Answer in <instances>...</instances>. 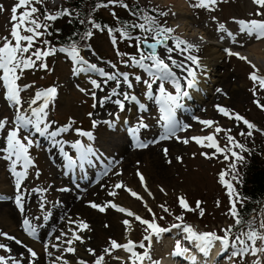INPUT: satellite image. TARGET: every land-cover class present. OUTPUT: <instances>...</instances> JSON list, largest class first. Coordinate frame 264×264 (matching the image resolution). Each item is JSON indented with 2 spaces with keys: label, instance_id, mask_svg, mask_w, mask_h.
I'll list each match as a JSON object with an SVG mask.
<instances>
[{
  "label": "rangeland",
  "instance_id": "374dc122",
  "mask_svg": "<svg viewBox=\"0 0 264 264\" xmlns=\"http://www.w3.org/2000/svg\"><path fill=\"white\" fill-rule=\"evenodd\" d=\"M107 3V0H105ZM130 3L139 4L143 7L156 9L157 12L167 11V16H159L160 23L167 27L175 29L173 35L194 43L199 46V51L194 53L200 58L203 56L201 44L192 41L190 38L183 36L178 30V20L175 19L171 7L169 5L159 4L151 0H126ZM186 4L188 13V21L191 23L193 30L198 32L204 38V43L216 45L219 47L218 55L220 56L217 67L210 72L206 86L200 85L202 91V98L200 103L189 102L193 105L192 108L186 104L183 108L178 109L177 119L183 124L190 125V128L184 132H178L177 135L184 137L206 136L213 132L216 126L225 129H232L231 135L235 136L241 142L239 133L245 131V125L240 121H235L223 116L218 110L217 105L224 106L233 113H238L244 116L247 120L254 123L258 129L264 128V118L261 115V108L254 103V96L251 89L254 87L253 81L249 79V74L253 72V68L245 60L239 59L235 55H229V51L241 50L247 54L252 46L263 45L264 39L257 40L253 36H248L239 31L240 20L248 19H264V17H257L254 13L257 6L253 0H218L214 10H206L204 8H194L192 4L195 0H183ZM63 0H44L43 4H35L39 9L37 16H41V7L48 6L49 8H57L63 6ZM18 4V0H0V5H3V10H0V46L3 44V38L10 36L12 23H10L14 5ZM108 4V3H107ZM119 5L122 3H118ZM115 5H108L106 9L101 10V15L106 18H115ZM26 9L19 8L17 15H20ZM41 23L47 22L45 18H39ZM141 23L140 20L137 21ZM223 26V28H221ZM40 31H44L41 29ZM51 31L48 27L46 34L40 38L32 51L36 48L52 47L57 49L54 55L46 58L44 63L48 68L42 69L38 66L34 69L25 70L19 73L21 79L18 83L23 85H31L21 92L24 108L28 107L27 102L34 97L35 92L46 89L50 86H57L58 94L49 106L48 119L53 121V129L71 124L72 128H80L85 131H91L94 135L93 141H88L87 138L79 136L76 132L70 131L62 134L59 139L64 144V150L76 158L75 149L70 147L71 144L77 140L86 142L97 149L103 157V163L110 167L107 175H102L104 168L101 164L85 165L82 168H76L69 171L66 169V161L63 153L53 146L50 138L40 136L33 132L32 138L35 143L30 147V155L34 161V166L30 167L26 179L22 183V190L25 195V212L21 214L14 203L15 192V178L9 171L10 162L3 159V154H0V195L6 199L0 200L7 209H11L15 226H11L9 222L5 223L0 218V230L7 232L9 235L15 236L29 247H32L39 254L37 264H51L52 257H48L44 251V242L51 239L55 242V237L61 235V231H68L72 225L68 224V218L73 219L79 217L90 225V230L83 231L80 235L84 238V242H76L73 247L76 248V253L71 254L64 252L63 248L60 251L49 248V251L54 252L55 256L63 255V258L68 261V264H77V261L84 260L87 264H94V257L90 255L86 249H95L96 256L103 254L102 250L108 245L109 238L115 239L119 243H126L129 239L134 242H140L143 235H145L143 228L139 222L134 220V217H128L126 214L108 208L106 212H100L89 206V202H95L98 205H103L106 202L114 201L115 203L131 210L144 219L151 220L152 216L145 207L152 209L156 214L158 223L164 227H169L172 223H178L175 217L179 209L178 197H184L189 203L190 207L194 209L192 213L187 211L186 223L192 225L198 232H217L223 235L222 229L231 225L229 216V203L222 200L224 191L222 184L219 182V174L228 167L230 161H225L223 156L218 158L207 159L201 155L202 152L211 154L214 149L201 147L194 141L187 144L177 141L175 138L168 140H160L159 143H148V147L140 149L138 144L131 145L132 129L137 128L139 123L147 124V128H140L136 134L141 141L150 142L158 140L164 134L162 122L159 121V107L154 99H150L146 85L141 81H136L135 76L139 75L144 80L150 79L149 75L138 66L131 63L132 56H139L137 48L134 46L135 39H120L117 33L118 43H112V33L109 34H94L90 45L87 49H81L82 54L90 61L103 67L106 71H113L111 65H116V70L119 72L129 73V78L132 80L134 87L128 89L126 85H122L118 90L128 91L135 96L134 100L125 101L126 111L128 117L124 118L125 123L123 129L119 130L114 125L118 118L114 114H121L125 110H119L118 106L112 102H107L103 106L97 105L93 107L94 100L90 93L95 91L97 97L104 95H111L112 89L116 88L115 82H109L107 85H102V89H95L91 85L92 79H97L102 82L97 73H85L75 75L73 73L74 63L66 53L60 52L61 47L44 46L43 40H46V35ZM231 33V35H229ZM22 35H28L21 29ZM143 37L146 35L143 31L136 29L132 34ZM151 42V41H150ZM14 43V41H13ZM234 43H236L234 45ZM242 45V46H241ZM172 42L169 41V47ZM161 57L167 55L164 48L157 49ZM235 51V52H236ZM261 52L264 55V48ZM171 55L178 61L183 57L178 52H172ZM262 57V56H260ZM127 60L129 63L125 65L123 61ZM212 63V62H211ZM261 64V65H260ZM256 66L259 69L258 75L264 76V64L259 63ZM213 69V68H212ZM211 70V69H210ZM178 76H183L184 73L178 69H174ZM210 75H207L209 77ZM183 83V80L181 81ZM209 91L206 93V90ZM170 92H175V88L171 83L165 85ZM85 89L86 91H81ZM217 89H222V92H217ZM154 94L158 97V88L153 86ZM259 92V99L264 103V91H261L257 85ZM113 99H123L122 97H114ZM191 100V99H190ZM128 109V110H127ZM89 113H92L89 116ZM8 118L10 122L7 129L0 132V147L4 145V135L13 127L15 109L11 106V102L6 101L4 89L0 86V118ZM213 120L218 122L217 125L209 128L200 124L197 120ZM93 121L98 122L97 127H93ZM105 121H112V125L104 123ZM118 129V130H117ZM27 130L21 133V137L26 134ZM221 146L226 143L225 133L221 132L216 137ZM39 145H36L37 140ZM207 143V142H205ZM168 149V154L165 155L163 149ZM124 149L128 151H124ZM130 150L136 152L134 156L130 155ZM237 151H239L237 149ZM125 152V153H124ZM177 157H182V161ZM264 157V155H263ZM168 161H171L169 163ZM18 170H22L18 168ZM138 172L145 177L147 188L146 191L138 177ZM39 173V176H37ZM116 173H121L117 175ZM226 176L225 179H229ZM103 182V183H102ZM127 189H131L143 197V200L133 197L130 192L124 188L118 189L116 196H110L109 193L113 190V185L121 183ZM102 184L95 193H90L91 188ZM94 186V187H93ZM224 187V186H223ZM34 189H45L46 191L36 192ZM61 189H66L61 191ZM161 189H164L162 192ZM66 196L73 201L77 200L83 203L85 214L69 215L66 214L68 210H58L66 208ZM12 197L13 199H7ZM45 202V208L42 211L40 202ZM197 201H201L200 207L197 208ZM219 202V206L217 204ZM160 205H164L169 209V212H164ZM60 207V208H59ZM58 208V209H57ZM258 214L254 217V226L259 225L264 221V208H260ZM58 210V211H57ZM201 210L203 215L201 216ZM1 211V210H0ZM60 211V213H59ZM66 211V212H65ZM185 211V210H184ZM62 215L58 225L53 224V219L56 214ZM2 216V213H0ZM27 216L30 219L41 217L40 220L33 219V223L37 225V233L39 240L28 235L22 228V220ZM48 216L47 220L43 217ZM164 216L165 219H159ZM52 218V219H51ZM124 219L132 221V228L125 230V225L122 223ZM96 220V221H95ZM168 223V224H167ZM109 227H105V225ZM164 224V225H163ZM166 224V225H165ZM52 226V227H51ZM71 236V233H69ZM30 239L32 245H29L27 239ZM181 240L184 246L192 248L187 241L182 239L179 230L173 229L171 233L163 234L157 240L155 237L152 241L151 255L154 259L159 260L160 264H165V259L168 258L169 253L174 250V245L177 240ZM0 243L8 245L11 249V255L17 256L18 248H22L25 255L24 264H28V253L23 246L17 245L15 242L0 237ZM147 243V242H145ZM259 245V242H258ZM218 247L217 253L220 257L214 264H252V260L256 257H248L240 261L238 258L231 260L227 259L228 253L221 255V245L216 243ZM64 247H67L65 245ZM214 247V248H215ZM213 248V249H214ZM212 249V250H213ZM211 253L213 257L217 253ZM138 251H141L138 249ZM195 249L193 248V253ZM0 255L8 256L9 253L0 250ZM129 254L123 249L115 250L110 256L105 257L103 264H124L128 260ZM114 257H120V260ZM162 262V263H161ZM11 264V262H9ZM63 264V261L57 262ZM145 264H151L145 261Z\"/></svg>",
  "mask_w": 264,
  "mask_h": 264
},
{
  "label": "snow or ice",
  "instance_id": "6c2138e0",
  "mask_svg": "<svg viewBox=\"0 0 264 264\" xmlns=\"http://www.w3.org/2000/svg\"><path fill=\"white\" fill-rule=\"evenodd\" d=\"M44 0H18V4L14 5L11 9L12 16L10 23H12V29L10 36L3 38V44L0 46V86L4 89V95L6 101L11 102V106L15 109V117L13 122V127L9 129L4 135V145L0 147V154H3V159L10 162L9 171L15 178V192L14 203L18 208V211L23 214L25 212V195L22 190V183L28 175L30 167L34 166V161L30 155V147L35 143L32 138L33 132L39 134L40 136H45L51 139L53 146L57 147L59 151L63 153L66 161V169L69 171L75 170L76 168H82L85 165H93L96 163L101 164L104 168L102 175H107L111 170L109 166L104 165L103 157L101 153L97 151L91 144H86L80 140L71 144L70 147L75 149L76 158L74 155L69 154L68 151L64 150V144L61 143L58 137L64 133L70 131L76 132L81 137H86L88 141L94 140V135L91 131H85L80 128H72V125L61 126L53 129V121L48 119L49 116V106L54 102L57 94V86H50L46 89H41L35 92L34 97L27 102L28 107L24 108V101L21 97V92L32 87L31 85L21 86L18 81L21 79L19 73L25 70L34 69L38 66L42 69H47L48 65L43 61L50 55H54L57 49L52 47L47 48H36L32 51L34 46L43 37L49 27L46 23H41L39 17L36 15L39 9L35 7V4H43ZM109 5H115L120 3V0H107ZM253 3L257 6V10L254 13L257 17H264V0H253ZM218 0H195L192 4L194 8H204L206 10H214ZM121 7L128 10L132 16H137L141 23L127 24L122 29H116L114 27L106 29L112 33V43L116 45L118 43L117 36L115 33L119 32L120 39H135V47L138 50L139 56H132L131 63L143 69L150 77L148 80H144L141 76H135L136 81H141L146 85L147 94L150 99H154L159 106V121L162 122V127L165 130L164 134L159 137L158 140H152L150 142L140 141L138 147L146 148L148 143H159L160 140H168L175 138L177 141L184 144L194 141L201 147H207L214 149V151L209 154L207 152H202L201 155L205 156L207 159L218 158L223 156L225 161H230L228 167L219 174V182L227 189V194L230 197V208L229 214L234 220V225L222 229L223 235L217 232H198L192 225L185 222L183 215L176 216V221L178 223H172L169 227H164L158 223L156 214L152 212L150 207H147L145 202V207L151 214L152 219H144L138 214L132 212L131 210L115 203L114 201L106 202L103 205H98L95 202H89V206L98 209L100 212H106L110 207L119 211L120 213L126 214L128 217H134V220L139 222L141 225L145 226L143 231L142 240L140 242H134L128 240L126 243H119L115 239L109 238L108 245L102 250L103 254L96 256L95 249L88 248L86 251L94 257V264H103L106 256H110L113 251L123 249L129 256L128 260L124 264H145V261L151 262V264H160L159 260H156L151 255L152 241L155 237L159 240L163 234L171 233L173 229L179 230V234L182 235V239L187 241L189 245L193 247L184 246L181 240H177L174 245V251L170 254L175 257H182L188 259L192 264H196L197 255L193 254V248L200 254L208 256L211 250L215 247L216 243L219 242L221 245V255L228 253L227 259L231 260L233 258H238L240 261L247 259L248 257H256L252 260V264H264V221H261L257 226H254V222H245L242 219V213L237 208L238 204H242V199L239 193L236 192L234 184L238 173V163H243L246 157L243 153L248 152L249 148L245 144L241 143L232 136L230 133L232 129L222 128L216 126L212 133L206 136H194V137H180L177 135L178 132L187 131L190 125L183 124L177 119V110L182 107V100L190 96V90L197 87L199 82L198 72L201 70L206 71V68L201 62L198 55L194 54L199 51V46L191 43L180 36L173 35L175 32L174 28L167 27L165 24L160 23L159 16H167L169 13L167 11L157 12L156 9L145 10L137 8L135 10L131 9L130 5L127 3L120 4ZM24 7L26 10L20 15H17L19 8ZM0 10H3V5H0ZM149 12H155V15H150ZM175 15V13H173ZM64 16H72V12L67 8H62L56 13L48 12L44 13V18L47 21H54L58 18ZM84 23L85 21H80ZM240 27L239 31L247 34L248 36H253L255 39H264V19H248L238 21ZM91 27L93 29H103V26L91 22ZM223 28V26H221ZM21 29L24 32L29 33L28 35H22ZM44 29V31H40ZM130 29H139L146 33L145 36H133ZM94 35L93 31H86L81 40H88ZM231 35V33H229ZM14 41V43H13ZM151 41V42H150ZM169 41L172 42V46L169 47ZM44 45H48L49 41L43 40ZM242 46V45H241ZM164 48L167 55L161 57L157 51L158 48ZM84 48L89 52L91 49H87V45ZM62 53H66L71 61L74 63L73 73L75 75L85 74L95 72L100 78H103L102 82L97 79H92L91 84L95 89H102V85H107L109 82H115L116 88L112 89L111 95H104L103 97H97V93L92 91L90 93L94 100L93 107L97 105L103 106L107 102H112L118 106L119 110L123 111L126 109L125 101L134 100L135 96L131 95L128 91L118 90L122 85H126L128 89L134 87L132 80L129 78V73L119 72L116 70V65H111L113 71H106L103 67H98L94 62H90L83 54L81 47L75 40L68 45V47H63L58 49ZM178 52L183 59L177 60L171 55L172 52ZM229 51V55H235L239 59L245 60L253 68V72L249 74V79L253 81L254 87L251 89L254 96V103L264 110V103H261L259 99V92L257 91V85L261 91H264V76L258 75L259 69L254 63L248 60L247 57L240 55L238 52ZM125 65H128V61H123ZM174 69H178L180 72L184 73L183 76H178ZM183 80V83L181 81ZM171 83L175 92H170L166 89L165 85ZM156 85L158 88V97L154 94L153 86ZM82 92L85 89H80ZM222 89H217V92H222ZM114 97H122L123 99H113ZM217 110L225 117L240 121L248 129L247 132L241 131L240 136L253 137L254 131H264L258 129V127L247 120L244 116L233 113L231 110L224 106L217 105ZM92 113H89L91 116ZM118 117V114H114ZM198 122L206 127H213L217 125L218 122L213 120H199ZM8 118H0V132L7 129ZM109 125H112V121H105ZM98 122L93 121V127H97ZM148 125L142 122L139 123L137 128L132 129L133 135L139 132L140 128H147ZM27 130L26 134L21 137V133ZM225 133L226 143L224 146L220 145L217 140L219 133ZM207 142V143H205ZM237 149L239 151H237ZM164 154H168V149H163ZM178 160L182 161V157H177ZM171 163V161H168ZM21 168L22 170H18ZM120 175L121 173H116ZM231 174L230 179H225L226 176ZM39 176V173H37ZM138 177L142 183V186L146 191L147 183L145 177L142 173L138 172ZM124 188L126 191L137 198L143 200V197L139 196L138 193L131 189H127L126 186L121 183L113 185V190L109 193L110 196H116L118 189ZM66 189H61L65 191ZM33 191L42 192L45 189H34ZM163 192L164 189H161ZM149 195H152L149 191ZM6 199V197L0 195V200ZM7 199H13L12 197H7ZM201 201H197V208L200 207ZM179 206L185 211H193L184 197H178ZM219 206V202H217ZM164 212H169V209L160 205ZM40 208L43 211L45 208V202L41 200ZM201 216L203 215V210H201ZM35 220H40L41 217L33 218ZM33 219L24 217L22 220L23 230L33 238L39 240L37 233V225L33 223ZM44 220L48 219V216L43 217ZM159 219H165L164 216L159 217ZM122 223L125 225V230L128 231L132 228V221L129 219H124ZM242 223H247V229L241 230L239 233H234V228L240 226ZM68 224L72 225L68 231H61V235L55 237V242L51 239L44 242V251L46 256L52 257L51 264H57L59 261H63V264H68V261L61 256H55L54 252L49 251V248L60 251L63 248L64 252L75 254L76 248L73 247L76 242H84V238L80 235L83 231L90 230V225L80 219L79 217L73 219L68 218ZM109 227V225H105ZM71 233V236H69ZM0 237L8 239L15 242L17 245L23 246L28 253V264H37L39 259V254L32 247L27 246L22 241L17 239L13 235H9L7 232L0 230ZM147 242V243H145ZM259 242V245H258ZM67 245V247H64ZM141 250V251H138ZM0 250H4L9 253L8 256L0 255V264H24L25 255L23 252L19 253L17 256L11 255L12 249L4 244L0 243ZM120 260V257H114ZM77 264H87V261L79 260Z\"/></svg>",
  "mask_w": 264,
  "mask_h": 264
},
{
  "label": "trees",
  "instance_id": "16d2710c",
  "mask_svg": "<svg viewBox=\"0 0 264 264\" xmlns=\"http://www.w3.org/2000/svg\"><path fill=\"white\" fill-rule=\"evenodd\" d=\"M63 2V6L55 9L49 8L48 6L41 7L42 15L38 16L41 19L44 18L46 10L51 13H56L62 8H67L72 12L71 17L64 16L54 21H47L51 24L49 26L51 31L46 35V40L49 41V44L44 46L68 47L75 40L79 43L81 49H83L85 44L87 46L90 45L91 39L94 37L93 35L88 40H81L80 37H83L86 31H93L94 34H105L106 32L111 34L106 29L111 27L122 29L126 26V23L130 25L132 23H138L137 21L139 20L137 16H132L128 10H125L119 4L115 7L116 15L114 20L104 17L101 15V10L106 9L109 5L105 0H63ZM120 3L129 4L133 10L137 8L145 10L151 9L139 4L127 2L126 0H120ZM149 14L155 15L156 13L149 12ZM80 21L85 22L81 23ZM92 21L102 25L104 30L93 29L91 27ZM130 32L133 34L136 32V29H130ZM261 115L264 118V110L262 109ZM247 131L248 129L245 126V132ZM241 143L245 144L249 148V151L243 153L246 159L243 163H238L239 175L232 183L242 199V204L237 205V208L242 213V219L245 222H251L259 210H261L260 208L262 210L264 208V131H254V135L251 138L242 136ZM229 176L231 177V174ZM222 189L224 191L222 200L228 201L227 203H229L230 208V197L227 194V189L223 186ZM179 209L176 216L183 215L186 221L187 211H184L180 206ZM189 212L192 213V211ZM230 219L231 225H234L235 222L231 216ZM247 226V223H242L240 226L234 228V233L246 230Z\"/></svg>",
  "mask_w": 264,
  "mask_h": 264
},
{
  "label": "bare ground",
  "instance_id": "6f19581e",
  "mask_svg": "<svg viewBox=\"0 0 264 264\" xmlns=\"http://www.w3.org/2000/svg\"><path fill=\"white\" fill-rule=\"evenodd\" d=\"M151 1L157 2L159 4H163V5H169L171 7L172 13H175V15H174L175 19L178 20V25L176 27L177 30L183 36L188 37L192 41H195V42L197 41L201 44L200 47H201L203 56L200 59H201L202 64L206 68V71L201 70L200 72H198L199 82L197 84V87L193 90H190V96L188 98H185L184 100H182V107L181 108H183L190 101L193 102L192 100H194L193 103H200L201 99H203L202 98V96H203L202 91L199 89L200 85L203 84V86H206V84L209 81V78L211 77L210 72L213 71L217 67V63H219V59H220V56L218 55V51H220V49L216 45L213 46V45H210L208 43L205 44L204 43L205 41H204V38L202 37V35L199 34L198 32H196L195 30H193L192 26H190L191 23L188 21V13H187V9L185 7L186 4L183 0H151ZM262 48H264V44L261 46L260 45L252 46L249 49V52L247 54L243 53V51H241V50H238L236 52L240 53V55H242V56L247 57L249 61L254 63L256 66H258L257 64H259L260 62L264 64V55H263V52H261ZM260 56H262V57H260ZM207 75H210V76L207 77ZM208 91H209V86H208V89L206 90V93ZM192 106L193 105L188 104V107H192ZM127 117H128V113L126 110L124 112H121V114L118 115V118L114 122V125L117 126L116 128H118L119 130L123 129L124 121H125L124 118H127ZM124 151L126 152L128 150L124 149ZM135 154H138V153L130 150V155L134 156ZM101 187H102V184H99L98 186L94 187L93 189L91 188V190H89V191H90V193H95L98 190H100L99 188H101ZM65 199H66L65 201H67V202H65L66 208H64V209H58L57 208L58 210H61V211L62 210H68L67 212L66 211L65 212H66V214H69V215H76V214L83 215V214H85L84 213L85 208H84L83 203H79V201L77 202V200L73 201L68 196H66ZM0 210H1L0 213H2V216H0V218L3 219L2 221L5 223L9 222V224L11 226H15L14 222L16 221V219H13L14 217H13L11 209L10 208L7 209L6 207H4L3 204H0ZM59 213H60V211H59ZM59 213H57L53 219V224L55 226L59 224L60 217L63 215V214L59 215ZM26 239H27L29 245H32V242L30 241V239H28V238H26ZM218 247L219 246L215 247L212 250L213 253H217ZM22 250H23L22 248H18V252H22ZM181 259L183 260L184 263L189 262V264H192V262L188 259H185L182 257H181ZM197 259H198V256H197ZM164 263L165 264H177V262L173 261L170 258L165 259ZM196 264H199V263L196 262Z\"/></svg>",
  "mask_w": 264,
  "mask_h": 264
}]
</instances>
